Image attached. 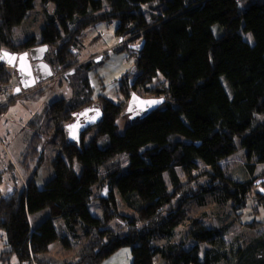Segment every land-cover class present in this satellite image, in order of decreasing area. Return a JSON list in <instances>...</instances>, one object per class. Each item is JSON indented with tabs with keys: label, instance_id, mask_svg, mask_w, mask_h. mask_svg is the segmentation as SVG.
<instances>
[{
	"label": "trees",
	"instance_id": "16d2710c",
	"mask_svg": "<svg viewBox=\"0 0 264 264\" xmlns=\"http://www.w3.org/2000/svg\"><path fill=\"white\" fill-rule=\"evenodd\" d=\"M36 2L38 36L27 31L15 42ZM97 22L113 27L115 52L135 57L116 79V101L91 98L93 60H78L79 38ZM39 44L72 96L24 126V185L0 193V264H102L122 248L130 264H264V219H244L251 199V212L264 211V0H0V57ZM10 67L0 60V90L18 82ZM42 90L20 97L35 100ZM134 94L163 103L130 119ZM94 102L98 123L68 140L66 124ZM46 146L55 153L38 188ZM240 150L241 169L226 172L221 161ZM205 208L216 224L195 214ZM43 209L48 215L31 226L29 216ZM235 224L244 231L226 242Z\"/></svg>",
	"mask_w": 264,
	"mask_h": 264
},
{
	"label": "rangeland",
	"instance_id": "374dc122",
	"mask_svg": "<svg viewBox=\"0 0 264 264\" xmlns=\"http://www.w3.org/2000/svg\"><path fill=\"white\" fill-rule=\"evenodd\" d=\"M41 5L35 3V15L30 16L24 24L14 29L13 40L15 42L23 41L25 39V32H30L35 36L39 33V19L42 18ZM47 11L52 10L51 6L46 7ZM35 18V20H33ZM39 27V28H38ZM28 29V30H27ZM215 31L217 28L214 29ZM114 30L111 24H106L103 22H97L96 24L87 28L80 36V42L82 49L78 60L79 64L87 63L93 60L95 68L88 72V77L90 84L93 88V93L91 98L96 100L99 95H107L113 101H116V89L117 82L116 79L124 74L133 65L134 55L130 56L123 52H115L114 48L119 46L118 40L114 37ZM242 37L248 42H252L249 34L242 33ZM41 44L30 47L36 48ZM27 49V50H28ZM25 50V51H27ZM23 51V52H25ZM21 52V53H23ZM18 53L16 55H19ZM47 54V52H46ZM45 54V56H46ZM14 55V54H13ZM45 59V58H44ZM5 62L6 60L4 58ZM45 61V60H44ZM100 65H98V63ZM78 66V64L76 65ZM15 64L10 67V69L15 71ZM50 67V65H49ZM51 69V67H50ZM52 70V69H51ZM52 77H48L41 84H36L34 87L28 89L27 91L16 92V88L19 86L18 82L11 81L6 88L0 90V193L1 196H7L11 193L12 188L21 189L24 185L23 172L19 166L20 153L25 147V138L23 135L25 133L24 126L27 121L35 114H41L42 111L51 102L59 99H70L72 96V91L68 87L67 82L63 79L62 72L52 70ZM17 76V75H16ZM15 76V78H17ZM16 81V80H15ZM18 81V78H17ZM43 88V92L39 98L35 100H29L26 98H21L24 93L30 92L36 88ZM19 97V98H18ZM15 98L14 102H10L9 99ZM4 102L6 104H4ZM128 104V103H127ZM127 107V105H126ZM94 108L100 109V106L94 102L88 107L82 108L80 111L75 112V115L71 117L74 120L75 116L82 114L87 109ZM70 120V121H71ZM126 119H122L121 125ZM67 124H70L68 122ZM66 124V125H67ZM90 136V132L87 133V139ZM55 151L52 147L46 146L43 150V163L38 171V175L35 179V184L38 188H42L46 181L50 178V161L54 157ZM243 151L240 150L237 153L225 158L221 161V166L226 172H237L241 169L244 164ZM77 172H79V166L74 165ZM261 166H258L255 172V176L259 173ZM260 182V181H259ZM258 182V183H259ZM257 202L253 199L248 201L247 207L245 209L246 214L244 219H264V211L260 210V213H253L250 210L257 209ZM94 212L100 215V211L97 207V202H93ZM196 215H202L204 223L216 224L218 221L214 219L211 210L208 208L195 211ZM48 215L47 209H43L39 212L31 214L29 216V223L31 226H35L41 220H43ZM230 216L229 214L226 215ZM227 219V218H226ZM59 221H54L56 227L59 225ZM188 228L186 227V230ZM185 227L177 228L174 241H177L184 234ZM244 230L238 224L233 225L225 236V240L230 241L234 236L243 232ZM259 234L264 235V229H260ZM163 242H158L157 244H162ZM1 248V246H0ZM51 250L58 251L59 254L61 250L59 249L58 243L51 245ZM119 260H124L125 256L127 259L130 257V252L128 248H122ZM125 250V251H123ZM57 252V253H58ZM126 252V253H124ZM58 255V254H57ZM108 260V259H107ZM106 261V260H105ZM104 261V262H105ZM103 262V263H104ZM102 263V264H103ZM130 264V263H129Z\"/></svg>",
	"mask_w": 264,
	"mask_h": 264
},
{
	"label": "water",
	"instance_id": "95a60500",
	"mask_svg": "<svg viewBox=\"0 0 264 264\" xmlns=\"http://www.w3.org/2000/svg\"><path fill=\"white\" fill-rule=\"evenodd\" d=\"M47 52L46 45H40L36 48L28 49L27 51L19 55H11L8 52H2L1 57L4 53H8L9 57H14L15 59L10 62V66L15 64L16 77L18 78L19 86L16 88V92L27 91L28 89L34 87L36 84H41L48 77H52V70L49 65L44 61L45 54ZM9 57H4L9 60ZM0 59L1 61H5ZM10 61V60H9ZM155 102V103H153ZM163 103L162 99L159 98H142L137 95H131L125 113L129 115L130 119L143 118L151 111L157 109ZM98 113L97 119L90 122L87 126L79 127L78 130L81 133L86 132L88 129L95 126L101 118L100 109H96ZM67 131V139L78 140L77 129L73 130L76 134L75 136L69 132V125L65 126ZM258 183V182H257Z\"/></svg>",
	"mask_w": 264,
	"mask_h": 264
},
{
	"label": "flooded vegetation",
	"instance_id": "af4514ba",
	"mask_svg": "<svg viewBox=\"0 0 264 264\" xmlns=\"http://www.w3.org/2000/svg\"><path fill=\"white\" fill-rule=\"evenodd\" d=\"M9 100H11V99H9ZM96 112H97V110H95L94 108H90V109H87L86 111H84L80 115L77 114L75 116L74 120H71L70 124H67V125H69V132L75 136L76 134H73L74 133L73 130L77 129V132H78L77 135L79 136L81 134V132H79L78 128L82 127V126H87L88 124H90V122L95 121L97 119V113ZM72 141H75V139H72Z\"/></svg>",
	"mask_w": 264,
	"mask_h": 264
},
{
	"label": "crops",
	"instance_id": "0c3cea01",
	"mask_svg": "<svg viewBox=\"0 0 264 264\" xmlns=\"http://www.w3.org/2000/svg\"><path fill=\"white\" fill-rule=\"evenodd\" d=\"M122 250H118L115 254H113L108 260H106L103 264H129L130 263V257L127 259L125 256L124 260L120 261L119 258L123 257L121 255ZM125 251V250H123ZM126 253V252H124Z\"/></svg>",
	"mask_w": 264,
	"mask_h": 264
},
{
	"label": "snow or ice",
	"instance_id": "6c2138e0",
	"mask_svg": "<svg viewBox=\"0 0 264 264\" xmlns=\"http://www.w3.org/2000/svg\"><path fill=\"white\" fill-rule=\"evenodd\" d=\"M4 57H9V54L8 53H4L3 54V57H0V59H3ZM15 58L14 57H9V60H10V62L12 61V60H14ZM153 103H155V102H153ZM98 114V113H97Z\"/></svg>",
	"mask_w": 264,
	"mask_h": 264
},
{
	"label": "built area",
	"instance_id": "2783aa9c",
	"mask_svg": "<svg viewBox=\"0 0 264 264\" xmlns=\"http://www.w3.org/2000/svg\"><path fill=\"white\" fill-rule=\"evenodd\" d=\"M4 104H6V103L4 102Z\"/></svg>",
	"mask_w": 264,
	"mask_h": 264
}]
</instances>
